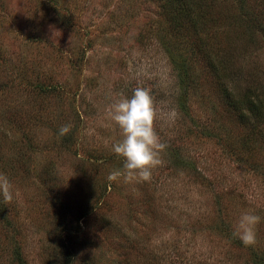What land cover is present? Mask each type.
<instances>
[{
	"label": "rangeland",
	"instance_id": "1",
	"mask_svg": "<svg viewBox=\"0 0 264 264\" xmlns=\"http://www.w3.org/2000/svg\"><path fill=\"white\" fill-rule=\"evenodd\" d=\"M162 3L0 0V173L14 193L6 217L0 216V264H12L16 247L27 264H52L49 251L54 264L61 255L66 261L60 264H232L230 253L243 250L218 241L204 225L215 215L216 193L233 229L245 211L261 217L253 246L264 249V148L251 165L199 136L196 122L162 115L174 109L178 89L158 41L174 15H166ZM226 6L236 14L234 1ZM237 29H220L217 40L231 44L232 67L245 66L247 80H263L262 34ZM181 41L197 85L187 96L192 117L212 107L240 135L237 113L217 89L196 41ZM244 81L235 78V85ZM138 86L151 91L155 128L166 148L149 180L109 181L124 165L112 151L123 137L108 115L110 105ZM63 125L71 128L60 136ZM181 159L205 180L178 164ZM156 204L158 214L148 208Z\"/></svg>",
	"mask_w": 264,
	"mask_h": 264
},
{
	"label": "trees",
	"instance_id": "2",
	"mask_svg": "<svg viewBox=\"0 0 264 264\" xmlns=\"http://www.w3.org/2000/svg\"><path fill=\"white\" fill-rule=\"evenodd\" d=\"M232 1L237 4L235 15L230 14V11L227 10L228 6L226 5L230 3V0H222L219 7H215V0H209L205 3H202L201 0H163L162 11L166 15H174L171 16L169 27L165 29L158 41L161 48L167 53V60L172 66L175 85L178 87L172 102L178 116L184 121L196 122V132L199 133V136L215 143L224 153L230 152L231 155L243 158L244 162L256 165L252 164L251 157L255 155V152L257 153L261 148H264V74L263 80L262 78L259 81L256 78L247 80L245 78L247 75L245 66L234 68L231 65L236 64L233 56H231V44L220 43L217 38H219V30L228 27L230 24L235 25L242 34L250 33L253 28H258L264 38V22L263 26L258 24L259 18L255 16L257 13L261 18L260 20H264V0ZM189 37L196 41L197 51L205 59L213 74L217 89L226 99L227 104L237 113L238 121L244 129L240 135H236L227 123L218 118L212 107L210 110L204 111V116L198 117L199 120L192 117L193 109L187 96L190 91H195L197 85L192 76L193 67L184 58L187 45L184 47L181 41L183 39L184 42L188 43ZM252 39H249V45L250 42L254 41ZM175 52L178 53L175 54ZM238 77L240 80H245L240 86L235 85V78ZM187 133L193 135L189 128H187ZM233 139L241 143L240 147L231 143ZM1 149L0 147V162L2 163L4 157ZM179 155L181 156L178 148L174 147L172 154L174 158L176 156L174 160H177ZM186 158H188L187 155ZM185 160L181 159L177 162L185 168H192L191 170L200 179L205 180L202 175L197 173L199 171L196 170L194 164ZM95 194L96 190L94 189L91 195L95 196ZM149 200H151L150 197ZM214 205L215 215L210 223L204 225L206 231L215 236L218 241L224 242L230 248L243 250H240L242 254L240 252L237 255L230 253L229 259L232 264H264V249L259 247L256 249L253 245L245 246L239 238L233 236V226L221 207L220 199L217 200V193L214 196ZM156 206L157 204L148 208H152L151 210L157 213L155 212L157 211ZM7 212H9L7 203L0 195V216L5 218ZM103 225L109 228L111 221L105 219ZM30 232L33 233L31 229ZM176 254L177 252L173 253V256ZM54 256L52 251L47 253V259L52 261V264H54ZM61 260L66 261V255L59 257L58 264ZM11 263L27 264L20 247L14 248Z\"/></svg>",
	"mask_w": 264,
	"mask_h": 264
},
{
	"label": "clouds",
	"instance_id": "3",
	"mask_svg": "<svg viewBox=\"0 0 264 264\" xmlns=\"http://www.w3.org/2000/svg\"><path fill=\"white\" fill-rule=\"evenodd\" d=\"M108 115L118 125L123 137L113 144L112 151L124 158L123 169L113 170L108 180L116 181L121 177L126 183L137 178L149 180L151 170L161 164L160 153L166 148L155 128L158 111L150 89L138 86L132 90L130 98L121 94L111 103ZM162 115L171 121L177 113L172 109ZM70 128V125L61 126L59 135H66ZM0 195L6 203L14 196L13 185L3 173H0ZM260 221L261 217L253 212H243L234 225L233 236L245 246L255 244L256 227Z\"/></svg>",
	"mask_w": 264,
	"mask_h": 264
}]
</instances>
